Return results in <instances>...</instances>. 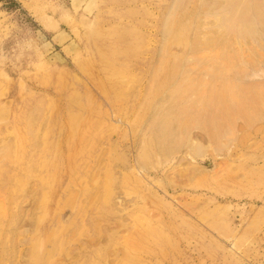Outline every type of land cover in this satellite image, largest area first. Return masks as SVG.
Returning <instances> with one entry per match:
<instances>
[{"label":"rangeland","instance_id":"obj_1","mask_svg":"<svg viewBox=\"0 0 264 264\" xmlns=\"http://www.w3.org/2000/svg\"><path fill=\"white\" fill-rule=\"evenodd\" d=\"M0 264H264V0H0Z\"/></svg>","mask_w":264,"mask_h":264},{"label":"bare ground","instance_id":"obj_2","mask_svg":"<svg viewBox=\"0 0 264 264\" xmlns=\"http://www.w3.org/2000/svg\"><path fill=\"white\" fill-rule=\"evenodd\" d=\"M238 10H235L229 19H226L227 22L225 23L226 27L233 31V26L238 25L240 27L239 34H247L251 29V20L250 17L252 16L253 10L256 11L257 7L255 6L253 9L250 7L248 10L246 9L245 4L242 5Z\"/></svg>","mask_w":264,"mask_h":264}]
</instances>
